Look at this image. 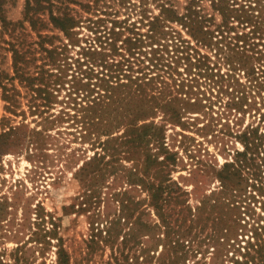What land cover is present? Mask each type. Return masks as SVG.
Instances as JSON below:
<instances>
[{"label": "rangeland", "instance_id": "374dc122", "mask_svg": "<svg viewBox=\"0 0 264 264\" xmlns=\"http://www.w3.org/2000/svg\"><path fill=\"white\" fill-rule=\"evenodd\" d=\"M55 1L62 11L70 6L76 18L71 38L53 25L48 9H36L39 0H0V132L18 126L0 149V196L9 199L0 216L3 264H56L57 236L69 264H255L254 228L264 226V87L231 63L228 47L219 46L229 41L264 48V0H229V14L212 0H168L180 15L196 3L203 23L174 19L156 28L148 21L163 0ZM42 33L56 34L54 44L65 46L72 65L54 89L55 101L36 108L32 86L16 76L13 44L39 48ZM128 38L139 40L134 55ZM84 50L89 58L119 62L120 68L123 63L124 72L146 75L149 82L145 94L130 96L121 86L104 106L91 108L89 128L80 105L87 103L84 94L71 93ZM28 68L34 70V63ZM124 72L114 82L128 81ZM156 85L162 91L151 89ZM144 124L164 132L161 143L112 138ZM255 129L260 148L249 153L231 210L244 225L229 239L223 220L228 208L212 206L223 183L218 172L245 149L241 134ZM151 154L160 161L167 155L166 162L149 164ZM94 156L100 168L86 175L81 167ZM162 181L174 191L160 209L152 192ZM120 214L126 217L120 227L135 230L131 237L118 227L106 232Z\"/></svg>", "mask_w": 264, "mask_h": 264}, {"label": "trees", "instance_id": "16d2710c", "mask_svg": "<svg viewBox=\"0 0 264 264\" xmlns=\"http://www.w3.org/2000/svg\"><path fill=\"white\" fill-rule=\"evenodd\" d=\"M31 3V0H29ZM229 0H212L213 4L216 6V8L220 9L222 12L226 13L228 10H230V5L228 4ZM257 3H261L263 0H256ZM37 3V2H36ZM38 7L36 9L39 10H46L48 9L50 11V18L55 27H58L63 31L68 37H72L74 33V27L77 25L76 18L73 16L70 12V6H63L64 10H60L62 8L59 3L55 0H49V5L45 4L43 0H39L37 3ZM161 9L160 13L153 16L152 19L148 21V25H150L152 28L159 27L160 25L165 26V23L168 20H174V19H181L184 20L185 23L188 25H197L203 23V19L199 16V10L196 6V3H191L190 6L186 7V11L180 15L176 7H174L172 4H169L168 0H163V2L160 4ZM30 6V5H29ZM58 7L57 11H55L54 7ZM3 22L5 20L2 16H0ZM35 25V23H34ZM200 33L204 34V28L199 29ZM45 35V36H44ZM41 40L36 41L38 43L39 48L36 46V48H33L32 45H30V48L24 50V44L22 41H18L14 43L13 45V51H14V66H15V72L16 76L20 78L22 81H27L31 88L34 90V96H32V101L34 102V107L38 108L40 105H50L55 101V92L54 89H56L57 85L61 83L62 77H66L68 74L67 70L69 68V65H72L71 62H69V56L64 55L65 46L55 45L54 44V38L57 37L56 34H40ZM241 39V38H240ZM138 38L135 40L133 38H128L127 42H130V46L128 47V51L130 52L129 55H134L136 53V48H134V45H138L136 42H138ZM221 41V40H220ZM219 41V42H220ZM248 41V40H247ZM246 41V43H247ZM232 43V42H231ZM231 43L228 41L224 43V45H220L219 48L222 49L225 46L228 47V51L230 52L231 57V63L237 68V65H239V68H242L245 70V73H247L249 76L252 77V80H256V85L259 87H264V77L260 79V75H264V48H259L255 46H246V45H240L239 43H235L234 45H231ZM67 45V44H66ZM138 47V46H137ZM59 48H61L59 50ZM90 49V48H89ZM87 50L90 53H94L93 50ZM84 50L82 52L84 56L88 55V52ZM40 52V55L38 54ZM86 54V55H85ZM232 55L236 56V58H232ZM29 56V58H27ZM85 59V61L80 62L79 65V73L83 74V76L75 75V78L77 77V83L73 85V89H71V93H77L81 96L83 93V99L87 100V103L76 101V103H80L81 107L86 110V114L84 115V128H89V123L93 121L92 115L89 117L87 114H89V110L91 108H96L94 111H97L98 108L101 106H104L107 102L106 99H111L112 95L115 93V90L120 88L121 86H124V89L126 90L127 94L130 96H136L140 94H145L148 91H146V86L144 85L147 82L145 79L146 75L144 76H133V74H128L124 72L123 63L120 68L119 62H111L109 63L106 58H95V57H88ZM45 59L44 62L38 63L37 60L39 59ZM62 60V62L60 61ZM129 61L130 58H127ZM78 61H80L78 59ZM34 63V70L31 68H28L30 63ZM58 63V65H57ZM46 64L52 65L51 69L46 68ZM84 64H87V68H83L82 66ZM91 64V65H90ZM93 65H101L103 66V70H98L95 72V68ZM114 65H117L116 68H113ZM57 67L60 72H57L53 70V68ZM110 68V69H109ZM129 70V69H128ZM125 73V76L127 77L128 81L124 82H114V78L119 77L121 73ZM53 76H56L54 78ZM88 77L87 81H84L83 78ZM93 77H96V82H92L91 79ZM150 80V79H149ZM118 82V83H117ZM152 90L162 91V87L159 86H152ZM114 92V93H113ZM5 100L10 101V104H13L12 96H8L7 92L4 93ZM10 98V99H8ZM76 99V98H75ZM10 104L7 105V107H10ZM96 104H100L99 107ZM170 103H167L166 105H169ZM90 108V109H89ZM152 125L150 124H144V125H131L128 127V130L126 133H122L118 136H112L114 137H120L124 139V142H129L131 144L135 143H142L144 141H152L155 140L157 142L161 143L162 138H164V132L160 129L157 131H152ZM18 126H14L12 128V131H6V132H0V149L4 145H8L13 140V133L16 132ZM151 128V129H150ZM255 130H249L245 131L241 134V137L245 141V149L243 151L237 152V158L232 160L230 163H226L222 170H220L218 173L222 180V188L217 192V197L214 198V202L212 206L214 208L222 207L228 208V211L225 212L223 220L225 222V229H226V237L229 239L231 238L229 236L230 233H234L237 231L239 234V228L243 226L242 220L244 217L240 214L231 212L233 209L232 207L235 206V203L237 202V193L242 188V182L244 180V173L243 168L248 164V156L250 154H255L259 151L260 143L258 139L261 135H258ZM14 131V132H13ZM40 133V131H37ZM92 132V131H90ZM112 134V133H110ZM109 134V135H110ZM28 135H26L27 137ZM258 141V142H257ZM161 148L163 149L164 146L161 145ZM156 154V153H154ZM244 156L243 158H241ZM167 159V155L165 156ZM250 157V156H249ZM93 157H90V160ZM164 159V160H166ZM95 160H97V157L94 156L92 161H86L84 162V165L81 167V172L86 171V175L93 174L94 170L100 168V164L97 162L95 163ZM148 160L153 163L154 161H157V163L163 164L166 162L164 160H158L154 158L151 155H149ZM148 164V165H149ZM167 187L163 185V181L160 185L154 187V191L152 192V203L158 208H162L164 203H167L169 199L172 196L173 189L168 190ZM9 199L3 198V195L0 196V216L1 212L6 208V206L9 205ZM121 202V200H120ZM206 203V202H205ZM123 211L129 212V200H125V198L122 200ZM234 205V206H233ZM121 212V211H120ZM123 215H119L116 218H113L110 220V226L106 232H108L110 235L114 234L117 229L119 228L120 233H124V238L126 236L131 237L134 234V231L132 230V226L128 229H123L124 227H120V224L122 222ZM124 220H126V217H123ZM1 220V219H0ZM134 223H132L133 225ZM137 226V225H136ZM118 227V228H117ZM133 228H135V224L133 225ZM52 230H47V232H51ZM255 235L257 240L259 241V244L256 246V251L259 254L258 259L256 260L255 264H264V243L262 241L264 237V226H256L254 228ZM53 233V232H52ZM39 234V232L37 233ZM132 234V235H130ZM126 235V236H125ZM95 236V235H94ZM155 236V234H153ZM263 236V237H262ZM60 243L58 245V260L56 264H69L70 263V256L68 251L66 250L65 246L63 245V238L61 236H57ZM227 238V239H228ZM228 239V240H229ZM3 255L1 248H0V256ZM4 263V259L0 258V264ZM17 264V263H12ZM23 264H27V262H23Z\"/></svg>", "mask_w": 264, "mask_h": 264}]
</instances>
